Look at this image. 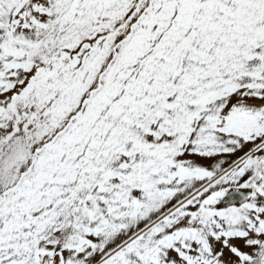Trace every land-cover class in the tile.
I'll return each mask as SVG.
<instances>
[{"label": "snow or ice", "instance_id": "snow-or-ice-1", "mask_svg": "<svg viewBox=\"0 0 264 264\" xmlns=\"http://www.w3.org/2000/svg\"><path fill=\"white\" fill-rule=\"evenodd\" d=\"M0 264H264V0H0Z\"/></svg>", "mask_w": 264, "mask_h": 264}]
</instances>
